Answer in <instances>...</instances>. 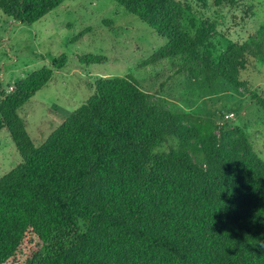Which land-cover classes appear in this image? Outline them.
<instances>
[{
    "label": "trees",
    "instance_id": "trees-1",
    "mask_svg": "<svg viewBox=\"0 0 264 264\" xmlns=\"http://www.w3.org/2000/svg\"><path fill=\"white\" fill-rule=\"evenodd\" d=\"M60 1L0 0V10L30 22ZM114 1L165 39L143 62L175 58L171 72L199 87H237L249 57L264 62V32L212 52V21L185 24L186 1ZM64 62L59 53L10 89L0 83V127L20 156L0 175V259L42 214L54 230L22 264H264V160L244 129L168 108L125 72L95 77L34 143L17 109ZM250 94L264 112V96Z\"/></svg>",
    "mask_w": 264,
    "mask_h": 264
},
{
    "label": "rangeland",
    "instance_id": "rangeland-1",
    "mask_svg": "<svg viewBox=\"0 0 264 264\" xmlns=\"http://www.w3.org/2000/svg\"><path fill=\"white\" fill-rule=\"evenodd\" d=\"M189 4L182 21H212L211 50L228 41H241L251 32H264V0H181ZM164 38L142 19L114 0H61L37 19L22 22L0 10V83L4 90L13 81L50 60L65 56L61 67H53L46 82L34 90L17 109L25 130L34 143L92 91L97 76L130 72L150 98L174 110L209 116L217 124L240 125L254 152L264 160V112L250 92L264 96V62L249 57L239 72L241 84L233 87L219 80L211 87L197 86L171 72L175 58L145 63L143 59ZM83 53L104 55L103 60L83 63ZM160 148H165L161 145ZM20 156L5 127H0V175ZM54 230V222L35 215L23 242L0 264H22L26 255L39 249Z\"/></svg>",
    "mask_w": 264,
    "mask_h": 264
}]
</instances>
